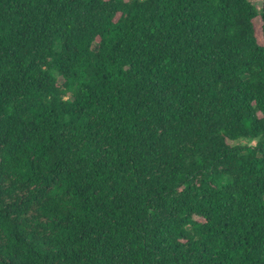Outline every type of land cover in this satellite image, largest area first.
<instances>
[{"label": "trees", "instance_id": "obj_1", "mask_svg": "<svg viewBox=\"0 0 264 264\" xmlns=\"http://www.w3.org/2000/svg\"><path fill=\"white\" fill-rule=\"evenodd\" d=\"M0 264H264V0H0Z\"/></svg>", "mask_w": 264, "mask_h": 264}, {"label": "rangeland", "instance_id": "obj_2", "mask_svg": "<svg viewBox=\"0 0 264 264\" xmlns=\"http://www.w3.org/2000/svg\"><path fill=\"white\" fill-rule=\"evenodd\" d=\"M257 9L260 8V5H261V0H249ZM253 22L255 24V26L258 28L261 24H262V21L260 20L259 17H255L253 19ZM61 79L58 77V81H60ZM253 142V141H251Z\"/></svg>", "mask_w": 264, "mask_h": 264}]
</instances>
